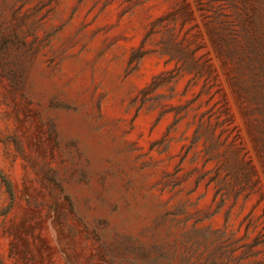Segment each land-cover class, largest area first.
<instances>
[{
    "label": "rangeland",
    "instance_id": "374dc122",
    "mask_svg": "<svg viewBox=\"0 0 264 264\" xmlns=\"http://www.w3.org/2000/svg\"><path fill=\"white\" fill-rule=\"evenodd\" d=\"M0 264H264V0H0Z\"/></svg>",
    "mask_w": 264,
    "mask_h": 264
},
{
    "label": "trees",
    "instance_id": "16d2710c",
    "mask_svg": "<svg viewBox=\"0 0 264 264\" xmlns=\"http://www.w3.org/2000/svg\"><path fill=\"white\" fill-rule=\"evenodd\" d=\"M5 183V185H7V183L6 182H4ZM8 189V188H7Z\"/></svg>",
    "mask_w": 264,
    "mask_h": 264
}]
</instances>
